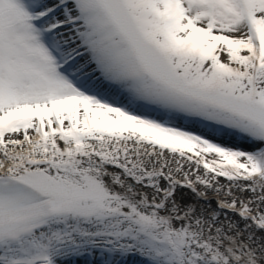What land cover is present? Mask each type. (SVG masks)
Instances as JSON below:
<instances>
[{
  "label": "snow or ice",
  "instance_id": "6c2138e0",
  "mask_svg": "<svg viewBox=\"0 0 264 264\" xmlns=\"http://www.w3.org/2000/svg\"><path fill=\"white\" fill-rule=\"evenodd\" d=\"M0 264H264V0H0Z\"/></svg>",
  "mask_w": 264,
  "mask_h": 264
}]
</instances>
